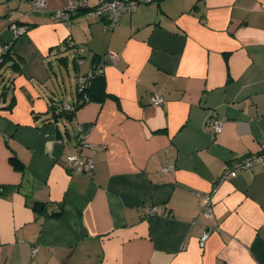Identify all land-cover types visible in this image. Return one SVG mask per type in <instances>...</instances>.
Segmentation results:
<instances>
[{"label": "crops", "instance_id": "crops-1", "mask_svg": "<svg viewBox=\"0 0 264 264\" xmlns=\"http://www.w3.org/2000/svg\"><path fill=\"white\" fill-rule=\"evenodd\" d=\"M69 1L0 0V61L9 20L28 27L0 77V264H264V160L213 191L264 148V0H157L115 24L84 9L63 23ZM98 59L108 95L76 108ZM75 153L91 174L68 171Z\"/></svg>", "mask_w": 264, "mask_h": 264}, {"label": "built area", "instance_id": "built-area-1", "mask_svg": "<svg viewBox=\"0 0 264 264\" xmlns=\"http://www.w3.org/2000/svg\"><path fill=\"white\" fill-rule=\"evenodd\" d=\"M20 1H27L30 4V10L33 12H43L45 11L46 0H20ZM157 0H99L96 6L90 7L87 0H70L68 4L64 7V9L56 10L53 15L56 19L63 23H68L70 18L75 15V12L80 9L86 10L87 14L90 16H99L104 13H109L111 16L112 24L118 21L119 17L124 13L134 12L139 5L141 4H150ZM262 11H264V3L262 4ZM7 29L11 32L13 38H17L20 35L26 32L27 27L22 24H17L14 20H11L8 23ZM10 46V43L5 44L1 52L7 51V48ZM79 49H76L75 55L79 59ZM110 60L115 59V55L111 54L108 56ZM107 61L100 60L98 64L93 68L97 70H103L106 67ZM80 76L78 83H77V93H81L84 90L85 83L89 80L92 74V70ZM80 95V94H79ZM85 99L82 98V100ZM80 100V99H78ZM153 105L161 104L163 101V97L161 95L154 94L150 99ZM63 111H71L72 107L65 106L62 108ZM210 123L212 125L214 133L220 130L221 124L218 120L211 118ZM87 129L84 127H78V134L77 137L79 139L78 143L79 146L83 145L82 147L89 146L87 139ZM264 160V148L256 153L248 155L244 158L235 160L227 164L224 169L222 170V174L220 175L218 181L214 186V190H217L219 185L222 184L225 180H228L231 177H234L240 173H242L245 169L252 167L256 163L262 162ZM66 167L70 171V173L74 174H85L89 175L91 170L94 167V163L91 157H80L79 153H75L73 155H68L66 157ZM212 193L205 195L202 199L201 204V211L200 214L207 218L213 217L212 212ZM155 207L150 208V212L153 213L155 211ZM208 236V229H203L200 237H199V244L202 247L204 242Z\"/></svg>", "mask_w": 264, "mask_h": 264}, {"label": "trees", "instance_id": "trees-1", "mask_svg": "<svg viewBox=\"0 0 264 264\" xmlns=\"http://www.w3.org/2000/svg\"><path fill=\"white\" fill-rule=\"evenodd\" d=\"M93 7V6H92ZM11 20H9L10 22ZM17 24H22V25H25L24 23H21V22H18L16 20H14ZM8 22V23H9ZM28 28V27H27ZM8 30V29H7ZM9 31V30H8ZM10 35H11V38L9 39V41L7 43H10V46L7 48V51L4 52V54H2L1 56V61H0V66H2L3 64L7 63L8 60L11 58V55H10V47H11V44L12 42L17 39V38H13L11 32L9 31ZM6 43V42H5ZM6 43V44H7ZM67 44V43H66ZM102 60V59H98L96 60L92 66L90 67L91 69H93L97 64L98 62ZM15 64H17L15 62ZM13 66V65H12ZM104 73H103V70H95L93 69L92 70V74H91V77L89 78V80L85 83L84 85V90L78 94V99L80 100H76L75 102V107L77 108V106H79L80 104H82L83 102H85V100L87 99H91L93 96H98L100 98H103V97H106L108 94L105 92L104 90ZM85 96V99L82 100V98H84ZM75 112V109L71 110V111H63V110H60L58 111V113H56V116H63L65 119H71L73 114ZM93 160V159H92ZM10 162L12 163V165L15 167V168H19L20 167V162L19 160L15 157V156H11L10 157ZM94 163V161H93ZM67 168V167H66ZM94 168V167H93ZM93 170V169H92ZM92 170H91V173H92ZM69 171V170H68ZM90 173V174H91Z\"/></svg>", "mask_w": 264, "mask_h": 264}, {"label": "rangeland", "instance_id": "rangeland-1", "mask_svg": "<svg viewBox=\"0 0 264 264\" xmlns=\"http://www.w3.org/2000/svg\"><path fill=\"white\" fill-rule=\"evenodd\" d=\"M15 1L17 2V5L19 6V4H18V3H19V0H15ZM17 8H18L19 10H22L23 7H22V8L17 7ZM68 55H69V54H68ZM54 65H55V64H54ZM7 70H8V67H7L6 65L3 64L2 66H0V77L6 75ZM65 76H66V74H64V77H65ZM74 80H75V79L72 78V83H71V84H73V81H74ZM67 83H68V81H67ZM57 104L60 105V103H58V102H57ZM58 105H57V106H58Z\"/></svg>", "mask_w": 264, "mask_h": 264}, {"label": "water", "instance_id": "water-1", "mask_svg": "<svg viewBox=\"0 0 264 264\" xmlns=\"http://www.w3.org/2000/svg\"><path fill=\"white\" fill-rule=\"evenodd\" d=\"M3 191V185H0V193Z\"/></svg>", "mask_w": 264, "mask_h": 264}]
</instances>
